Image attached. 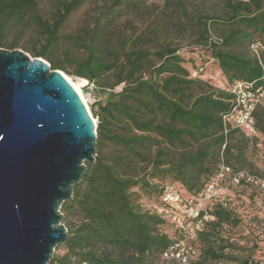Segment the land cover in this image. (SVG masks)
I'll list each match as a JSON object with an SVG mask.
<instances>
[{
	"label": "trees",
	"instance_id": "1",
	"mask_svg": "<svg viewBox=\"0 0 264 264\" xmlns=\"http://www.w3.org/2000/svg\"><path fill=\"white\" fill-rule=\"evenodd\" d=\"M46 1L0 0V47L18 48L16 36H9L32 31L39 40L29 49L33 57L44 58L52 69L67 71L66 63L72 65L78 78L93 82L97 90L109 89L104 102L91 104L97 122L95 161L86 163L72 199L60 206L67 223L73 216L77 221L65 224V252L53 255L48 264H154L155 257L169 264H217L223 259L251 264V257L226 251L237 247L225 235L227 228L240 224L226 199L207 202L212 218L187 238L158 211L166 207L162 199L168 188L182 195L181 189L159 188L152 179L176 181L191 197L204 189L221 163L232 172L244 170L264 179L247 156L248 143L264 135V105L253 112L255 136L239 128L224 134L222 121L231 109L235 82L264 86V0H164V10L174 16L167 15V22L177 29L175 38L194 49H208L222 87L204 79L202 68L194 69L193 76L181 53L184 48L173 40L148 45L158 40V19L139 33L117 27L114 7L122 0L104 4L89 27L73 34H62L61 28L87 0H53L50 18L40 13ZM255 44L261 45L256 52ZM222 184L221 193L250 186L264 194L259 184L245 179L231 185L226 178ZM135 187L156 192L158 205L142 209ZM166 222L173 227L172 236L161 229ZM180 240L197 249L198 256L189 255L186 263L165 257Z\"/></svg>",
	"mask_w": 264,
	"mask_h": 264
},
{
	"label": "water",
	"instance_id": "2",
	"mask_svg": "<svg viewBox=\"0 0 264 264\" xmlns=\"http://www.w3.org/2000/svg\"><path fill=\"white\" fill-rule=\"evenodd\" d=\"M96 155V123L58 69L0 47V264H48Z\"/></svg>",
	"mask_w": 264,
	"mask_h": 264
},
{
	"label": "rangeland",
	"instance_id": "3",
	"mask_svg": "<svg viewBox=\"0 0 264 264\" xmlns=\"http://www.w3.org/2000/svg\"><path fill=\"white\" fill-rule=\"evenodd\" d=\"M110 2L111 0H87L82 7L72 12L67 17L61 28V33L73 34L82 26L89 27V24L92 23V19L104 8L103 5L109 4ZM163 5L164 0H122L119 5L114 7L115 11L118 12L116 16V26H122L128 34L139 33L145 30L148 22H153L154 18L158 19L156 28L158 40H154L148 43V45L153 48L156 43L161 42L164 38L166 40H173L175 44L184 48V51L181 53L185 57L187 67L190 70L202 68L200 73L203 75L202 77L204 79L211 81L214 85L224 86L223 78L219 75L216 63L211 59L208 49H194L193 46H186L184 44L186 43L185 41H180L178 38H175L177 29L169 26L167 15H170V13L164 10ZM53 10V0H47L40 6V13L45 18H50ZM164 12H166V14H163ZM170 16L174 17L173 15ZM15 36L20 45L18 49H21L32 58L33 56L29 49L39 43L35 34L32 31L26 30L19 35L12 34L9 38L11 39ZM42 59L45 60L44 58ZM66 67L67 71L58 70L63 73L65 78L67 77L71 82L77 84L80 78L71 73L73 66L66 63ZM193 76H195V74H193ZM82 85H84V82ZM119 89L120 85L115 88V90ZM108 90L107 88L106 90L98 89L95 92H89L85 87L81 86L82 95L94 119L95 117L91 109V104H95L97 100L104 102ZM94 109H96V107H94ZM247 156L250 162L253 163V170L259 175L264 176V135L259 134L255 140L248 143ZM246 168L250 169L249 167ZM152 182L163 189L171 186L177 190L181 189L183 197H191L178 182L172 181L169 178H155L152 179ZM133 189L136 191L135 199L142 209L152 210L154 205H158L160 198L156 192L140 190L137 187ZM222 196L228 201V207H230L240 219V224L237 227L227 228L228 232L225 234L230 237V240L233 241L237 247L227 248L226 251L239 258L246 256L251 257V264H264V194L254 187L239 186L224 190ZM206 204L207 203H205V205ZM76 221L77 218L75 216L71 217L68 223L66 220L62 219L64 225L70 224L73 226ZM161 229L170 236L173 235V227L170 223L166 222ZM64 252V244H59L55 247L53 255H62ZM198 254L199 252L196 249L194 253H190V257L195 258ZM169 261L170 260L161 257L153 258L154 264H169ZM238 263V261L233 259H223L217 262V264Z\"/></svg>",
	"mask_w": 264,
	"mask_h": 264
},
{
	"label": "built area",
	"instance_id": "4",
	"mask_svg": "<svg viewBox=\"0 0 264 264\" xmlns=\"http://www.w3.org/2000/svg\"><path fill=\"white\" fill-rule=\"evenodd\" d=\"M258 47L261 45L255 44L252 49L256 52ZM83 87L89 92L97 91L96 85L88 80H84ZM230 91L233 95V103L231 109L222 115L223 133L226 134L231 128H239L248 137L257 135L253 112L259 105H264V86L250 81H237ZM94 121L96 123V119ZM226 178L229 179L231 185H237L242 179L252 181L259 184L264 192V179H258L244 170L232 172L229 166L221 163L219 169L209 178L204 189L195 196L185 198L176 190L168 188L162 199L166 207L158 211L174 222L185 237H193L197 231L201 230L204 221L212 218L205 210V203L223 201L221 189ZM190 253L194 251L185 245L184 240H180L171 245L164 256L174 257L186 263Z\"/></svg>",
	"mask_w": 264,
	"mask_h": 264
},
{
	"label": "bare ground",
	"instance_id": "5",
	"mask_svg": "<svg viewBox=\"0 0 264 264\" xmlns=\"http://www.w3.org/2000/svg\"><path fill=\"white\" fill-rule=\"evenodd\" d=\"M66 79H67L68 82L72 85V87L75 89V91L79 94L81 100H82V101L85 103V105L87 106V103H86V101H85V99H84V97H83V95H82V92H81V86H83L82 83L84 82L85 79L80 78V80H79V82H78L77 84L71 82V80H69V78H67V77H66ZM89 113H90V111H89Z\"/></svg>",
	"mask_w": 264,
	"mask_h": 264
},
{
	"label": "crops",
	"instance_id": "6",
	"mask_svg": "<svg viewBox=\"0 0 264 264\" xmlns=\"http://www.w3.org/2000/svg\"><path fill=\"white\" fill-rule=\"evenodd\" d=\"M217 71H218V69H217ZM193 74H196V72L193 70ZM204 76H206V75H204Z\"/></svg>",
	"mask_w": 264,
	"mask_h": 264
}]
</instances>
